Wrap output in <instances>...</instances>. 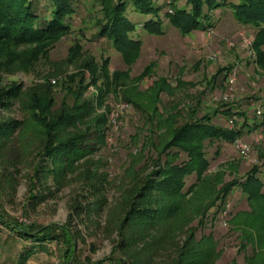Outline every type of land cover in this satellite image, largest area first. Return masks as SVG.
<instances>
[{
  "label": "rangeland",
  "instance_id": "obj_1",
  "mask_svg": "<svg viewBox=\"0 0 264 264\" xmlns=\"http://www.w3.org/2000/svg\"><path fill=\"white\" fill-rule=\"evenodd\" d=\"M173 1L152 0L163 23L160 35L144 29L152 16L129 6L126 17L136 27L131 37L141 43L135 60L101 36V0H76L67 20L70 32L45 57L31 67L17 62L0 70V87L22 86L20 98L0 107V123L17 125L0 137V215L24 227L69 226L77 238L69 264H179L188 246L192 264H264V68L254 46L258 31L222 6L208 12L211 28L184 36L169 20ZM185 4L177 2L179 8ZM34 48L20 47L18 53ZM8 59L4 55L0 63ZM85 63L108 74L110 82L93 85L85 73L87 88L81 89ZM116 73L124 74L117 84ZM75 75L79 79L69 81ZM46 90L56 102L54 111L88 106L86 117L80 115L60 137L86 134L92 150L72 165L48 161L56 174L37 178L43 129L34 121L31 99ZM206 117V124L240 136L201 143L208 168L199 178L185 179L182 195L145 192L149 175L169 169V160L190 162L183 151L165 147L173 131ZM254 168L263 195L250 197L235 186L218 199L225 184L245 182ZM134 206L155 211V219H127ZM31 246L0 225V264H67L62 244L47 242L46 251L27 257Z\"/></svg>",
  "mask_w": 264,
  "mask_h": 264
},
{
  "label": "trees",
  "instance_id": "obj_2",
  "mask_svg": "<svg viewBox=\"0 0 264 264\" xmlns=\"http://www.w3.org/2000/svg\"><path fill=\"white\" fill-rule=\"evenodd\" d=\"M40 1L0 0V58L4 55L9 57L5 64L0 63V70L4 69L3 67L9 68L17 62H20L23 68L33 66L70 32L71 25L67 20L74 13L76 0H48V4L44 6ZM178 1L174 0L171 3L173 14L168 16L171 25L184 36L197 31H207L212 27L208 12L215 11L222 6H229L238 22L257 29L254 46L258 51V63L264 68V53L260 51L264 46V0H239L238 4L219 3L218 0H184L186 4L182 8L177 6ZM101 4L105 19L101 28V36L113 42L123 52L126 59L135 60L141 47L140 41L133 40L131 37L136 27L126 17L129 6L146 17H153L144 24L146 31L157 35L163 34V23L156 18L159 10L155 8L152 0H117V2L101 0ZM33 45L35 48L31 51L18 53L20 47ZM79 52L80 50L77 49L75 55ZM81 73V89L87 88L83 86L86 80L85 73L91 76L93 85H97L101 79L110 82L109 75L101 74L93 63H85ZM123 75L116 73L112 82L119 83ZM79 76H72L69 81H76ZM21 95L22 86L18 83H12L6 88L0 87V107H8L12 100L20 98ZM130 102L134 103V101ZM55 106L56 102L49 90L43 94L36 92L33 94L31 99L33 118L43 129V148L40 161L34 168L37 178L40 175L51 177L56 174L48 161L72 165L92 150L87 142L86 134L75 133L66 139L60 137L64 129L76 124L80 115L82 119L86 117L85 112L88 106L84 111L77 107L75 112H72L68 106L57 112L54 111ZM204 119L194 123L186 122L183 127L173 131L171 141L165 147L169 150L183 151L189 156L190 162L175 165L169 160V169L155 172L152 176L149 175L145 192L156 189L170 197L182 195L186 186L185 179L194 174L199 178L208 168L201 143L206 139L234 142L240 136V132H229L206 124L210 119L208 117ZM15 127L17 125L13 123H0V137L9 134ZM258 173L259 169L254 168L245 182L225 184L218 194V199H224L235 186L242 187L250 197L263 195L261 194L262 182L257 177ZM156 176L158 179L154 178ZM159 176L162 177L159 178ZM140 197L145 198L143 193H140ZM154 216L155 211L148 208L136 209L134 206L128 212L127 219L138 217L152 221L155 219ZM0 225L16 235L19 240L32 243L31 248L27 250V257L37 250L46 251L47 242H58L64 246L67 264L76 258L77 238L69 226L24 227L4 220L1 215ZM190 251L188 246L181 254L186 264H192ZM183 261L179 264H183ZM112 264H118V262L113 261Z\"/></svg>",
  "mask_w": 264,
  "mask_h": 264
},
{
  "label": "built area",
  "instance_id": "obj_3",
  "mask_svg": "<svg viewBox=\"0 0 264 264\" xmlns=\"http://www.w3.org/2000/svg\"><path fill=\"white\" fill-rule=\"evenodd\" d=\"M242 149H243V150H244V149L246 150V149H248V147H247V146H245V147L243 146Z\"/></svg>",
  "mask_w": 264,
  "mask_h": 264
}]
</instances>
